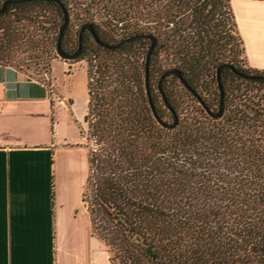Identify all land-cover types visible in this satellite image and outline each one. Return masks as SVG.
Wrapping results in <instances>:
<instances>
[{
    "label": "trees",
    "instance_id": "16d2710c",
    "mask_svg": "<svg viewBox=\"0 0 264 264\" xmlns=\"http://www.w3.org/2000/svg\"><path fill=\"white\" fill-rule=\"evenodd\" d=\"M61 1L70 18L62 39L66 52L77 50L85 24H93L108 44L154 35L150 90L166 122L175 118L159 86L169 69H179L213 111L220 107V65L264 74L247 65L231 0ZM64 21V9L54 0L9 4L0 13V64L24 70L12 50L15 43L34 45L29 59H51V71L52 61L61 58L57 42ZM151 43L137 37L108 48L85 30L81 54L71 60L87 67L88 130L81 134L89 172L82 199L92 234L108 247L113 264H264V151H226L234 144L222 122L264 132L263 122L258 125L264 78H244L223 67L224 112L213 117L178 75L167 74L162 86L179 122L166 128L146 86Z\"/></svg>",
    "mask_w": 264,
    "mask_h": 264
},
{
    "label": "crops",
    "instance_id": "0c3cea01",
    "mask_svg": "<svg viewBox=\"0 0 264 264\" xmlns=\"http://www.w3.org/2000/svg\"><path fill=\"white\" fill-rule=\"evenodd\" d=\"M231 5L247 65L264 71V0ZM56 63L63 77L75 64L55 58L47 81L0 64V264H113L108 247L92 234L85 204L86 213L72 214L59 198L65 151L88 156V148L83 135L73 142L58 135L55 109L69 97ZM87 112L88 106L80 118Z\"/></svg>",
    "mask_w": 264,
    "mask_h": 264
},
{
    "label": "rangeland",
    "instance_id": "374dc122",
    "mask_svg": "<svg viewBox=\"0 0 264 264\" xmlns=\"http://www.w3.org/2000/svg\"><path fill=\"white\" fill-rule=\"evenodd\" d=\"M13 26H16V22H13ZM233 34L235 33L233 32ZM1 37L2 31L0 30V38ZM32 47L33 50H37V48H34V45ZM27 48L28 52L24 51V49ZM30 48V45H23L16 48L15 43V47L12 50L13 59H18L23 65L24 70L28 69L30 71L28 73H31L34 77H37L42 81H47L50 77L49 68L51 59H47L46 57H44L43 60H38L36 58L29 59V57L35 53ZM67 61L72 62L71 60ZM72 63L75 64L74 66H71V73L69 76L67 75L65 77H63L60 66H58L57 63V66L55 65V73L57 76H59L60 84H62L63 88H65L64 94L69 97V101H75V106L73 107L69 104V101L64 102L55 109L54 113L55 119L59 122L60 132L58 135L59 137L63 138V135L66 134L69 138L68 142H73L77 138L81 140V130L84 129L85 134L88 130V125L84 120L85 118H80L81 114L87 110V98L89 97L86 62L83 61ZM239 84H242L243 87H252L253 85L247 84L245 82H238L236 85L238 86ZM259 96L264 97V92L261 91ZM248 102L251 103L250 100H248ZM230 107L231 106H229V108ZM213 108L215 111H217L219 109V104L214 105ZM229 113L230 109L228 111V114ZM222 122L223 124H226L227 129L230 132V134H228L232 139L231 142L234 144L233 149H226V151H264V132H262V127L257 126L256 130L254 128H249L248 126H243L241 123L237 124V126H232L226 119H223ZM252 122L253 121H251V123ZM260 122H263L264 126V116L259 119L258 125ZM64 156L65 157L62 159V162L65 163V168H63V171L59 172V177H57L59 179V198L60 200L66 202V210L68 212L72 214L78 212L80 214L86 213L82 196L88 177L87 172H89L87 151H65ZM227 159L229 158L227 157ZM248 165L249 164L245 166L248 167Z\"/></svg>",
    "mask_w": 264,
    "mask_h": 264
},
{
    "label": "water",
    "instance_id": "95a60500",
    "mask_svg": "<svg viewBox=\"0 0 264 264\" xmlns=\"http://www.w3.org/2000/svg\"><path fill=\"white\" fill-rule=\"evenodd\" d=\"M24 1H31V0H6L2 6L0 7V13L4 12L7 10V6L11 3H17V2H24ZM47 1H51V0H47ZM59 2L63 9H64V15H65V21L63 22V24L60 27V35L58 38V42H57V54L59 57L65 59V60H74L77 57H79V55L81 54L82 51V39H83V32L85 30H89L95 40L108 48H117L119 47L122 43L137 38V37H147L150 38L152 40V43L149 47L148 53H147V60H146V86H147V91H148V95H149V99H150V104L152 106V109L154 111L155 116L157 117V119L159 120V122L166 128H175L178 125L179 122V116L177 114V112L175 111V109L173 108V106L171 105V103L169 102L166 93L163 89L162 86V80L163 78L169 74V73H175L176 75H178L180 77V79L183 81V83L185 84V86L192 92L194 93L199 101L201 102V104L203 105V107L206 109V111L213 117H220L222 116L223 112H224V103H225V89L224 86L222 84V78H221V70L223 67H230L234 72H236L238 75L243 76L244 78H248V79H263L264 78V74H257V75H250V74H245L241 71H239L235 66L231 65V64H222L218 67L217 70V79H218V84H219V89H220V107L217 111H213L212 109H210V107L208 106V104L203 100V98L188 84L187 80L184 78L182 72L177 69V68H173V69H169L167 71H165L161 77V81H160V92L163 96V99L167 105V107L173 112L174 118L175 120L171 123L164 121L158 114L153 98H152V94H151V90H150V59H151V54L154 50L155 44H156V38L154 37V35L149 34V33H141V34H135L132 36H128L122 40H120L119 42L115 43V44H108L106 42H103L100 37L98 36L94 25L93 24H85L82 26L81 30H80V38H79V47L77 48L76 51L69 53L66 52L62 49V39L64 36V31L65 28L68 26L69 24V12L67 10V8L64 6L63 2L61 0H54Z\"/></svg>",
    "mask_w": 264,
    "mask_h": 264
}]
</instances>
